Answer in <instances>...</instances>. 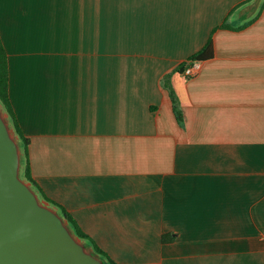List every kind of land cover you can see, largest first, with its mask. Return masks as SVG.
Segmentation results:
<instances>
[{"label": "crops", "instance_id": "obj_1", "mask_svg": "<svg viewBox=\"0 0 264 264\" xmlns=\"http://www.w3.org/2000/svg\"><path fill=\"white\" fill-rule=\"evenodd\" d=\"M252 1L0 0L33 176L119 264H264V0L240 17Z\"/></svg>", "mask_w": 264, "mask_h": 264}, {"label": "water", "instance_id": "obj_2", "mask_svg": "<svg viewBox=\"0 0 264 264\" xmlns=\"http://www.w3.org/2000/svg\"><path fill=\"white\" fill-rule=\"evenodd\" d=\"M263 0L240 12L252 16ZM22 140L0 102V264H110L23 174Z\"/></svg>", "mask_w": 264, "mask_h": 264}, {"label": "trees", "instance_id": "obj_3", "mask_svg": "<svg viewBox=\"0 0 264 264\" xmlns=\"http://www.w3.org/2000/svg\"><path fill=\"white\" fill-rule=\"evenodd\" d=\"M212 38L209 40L207 45L205 46L204 49H202L200 52L195 53L192 55L190 61L192 60H201L211 56L212 55ZM188 64V63H187ZM187 64H183L180 69L181 71H184L186 68ZM9 63H8V56H7V51L1 36V31H0V102L3 104L7 112L9 113L11 120L16 128L17 133L19 134L21 140H22V145H23V150H24V169H23V174L24 176L29 179L40 191L41 195L49 200L52 204L58 206L60 210L67 216L69 219L71 225L75 229L76 233L82 237L83 239L88 240L94 248L96 249L97 252H99L101 255L106 257L109 260L110 264H119L115 259L111 257V255L104 250L99 243L89 234L87 233L78 223L76 218L70 213V211L61 203L58 201L52 199L42 188L40 183L35 179L32 173V167H31V162H30V157H29V147L32 143V139L27 136L24 131L22 130L20 123L18 121L16 111L13 105V102L11 100L10 96V91H9ZM169 87L171 96L174 100V108H175V113L177 115L178 120L182 123L184 121V114L183 111L180 107L179 100L176 94V91L171 85H168Z\"/></svg>", "mask_w": 264, "mask_h": 264}, {"label": "built area", "instance_id": "obj_4", "mask_svg": "<svg viewBox=\"0 0 264 264\" xmlns=\"http://www.w3.org/2000/svg\"><path fill=\"white\" fill-rule=\"evenodd\" d=\"M201 66H202L201 60H192L188 62L183 72L185 73L186 76L192 77L197 74Z\"/></svg>", "mask_w": 264, "mask_h": 264}]
</instances>
